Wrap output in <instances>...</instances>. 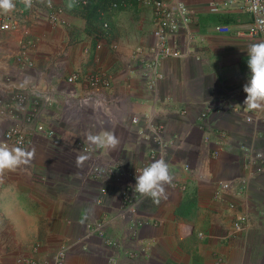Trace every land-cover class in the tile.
Masks as SVG:
<instances>
[{"label": "crops", "instance_id": "obj_1", "mask_svg": "<svg viewBox=\"0 0 264 264\" xmlns=\"http://www.w3.org/2000/svg\"><path fill=\"white\" fill-rule=\"evenodd\" d=\"M51 1L65 8L68 26H58L51 32H47L44 26L36 29L40 25L38 23H42L40 14L44 15L40 5H46L48 0H40L30 9L26 8L25 21L36 30L37 36H41L34 60L39 66L61 71V76L51 80L39 74L41 85L61 88L65 87L66 76L73 71H103L112 79L114 92L127 98L133 114L131 118L155 114L164 119L167 136L177 141L173 148H179L192 132H196L202 166L189 172L187 164L179 163L181 170L175 167L177 161H173L169 169L170 173L177 175L178 181L165 190L167 197H170L168 189L172 190L171 194L175 195L172 202L176 206L184 194L179 192V187H183L185 193L194 192L191 201L197 206L195 218L184 221L190 222L187 225L191 229V245L181 251L191 253V264H264V171L251 175L245 166L243 151L245 144L256 147L258 142L264 141V110L251 112L243 105L247 96L243 88L251 78L247 48L264 41V38L237 34L236 26L231 34H219L213 30L222 18L249 19V16L237 11L217 16L208 10L213 0H186L199 19L198 24L191 27L198 35L196 53L187 58L165 59L162 65L165 77L157 90L151 92L134 73L138 67L130 58L136 47H147L154 40L150 8L139 5L135 0H122L124 5L119 8H111L110 3L114 0H91L89 5L82 7L72 0ZM105 22L109 24L108 29L104 27ZM2 35L5 37L1 38ZM18 38L19 34L13 32L0 34V54L16 52ZM99 43L101 48L97 47ZM113 44L118 48L114 49ZM86 48L88 52H85ZM195 55L199 56L198 59ZM223 100L234 104L235 110L214 116V130L209 132L212 141L207 146L204 131L197 125L199 115L207 104H218ZM124 108L126 110V106ZM54 114L55 118L49 120L52 127L60 111ZM118 115L119 112L115 117ZM248 115L255 120L248 122ZM131 118L128 125L134 129ZM4 121L10 122L8 119ZM37 136L45 137L48 142H57L58 139L41 134ZM41 145L37 143L29 149L38 156L32 168L21 166L14 172H6L0 182V237L6 238L1 245L5 253V259H0L2 264H16L20 254L38 257V238L53 236L58 227H65L63 222L84 219L82 209L73 210L72 200L57 197L54 187L43 176L50 171V153ZM134 148L129 147L128 151L131 153ZM217 149L218 155L215 154ZM149 151L144 149V157L153 160ZM138 168L144 169L145 166L141 164ZM240 176L248 177L249 183L244 191L231 198L237 202L236 208H231L229 201L215 197L216 183ZM161 202L166 203L167 198H162ZM95 204L97 209L101 207L99 216H103L102 206ZM237 212L248 214L249 225L234 235L232 228ZM173 219H169L166 212L161 214L158 229H166L167 222L173 223ZM175 222L182 226L179 221ZM200 232L204 234L203 239L199 237Z\"/></svg>", "mask_w": 264, "mask_h": 264}, {"label": "rangeland", "instance_id": "obj_2", "mask_svg": "<svg viewBox=\"0 0 264 264\" xmlns=\"http://www.w3.org/2000/svg\"><path fill=\"white\" fill-rule=\"evenodd\" d=\"M40 8L44 15L40 14L42 23H38L40 25L36 26V29L44 26L47 32H51L50 30L59 28L50 22L47 5H40ZM28 26L32 36L38 42V47L33 52L35 57L34 53L39 48L41 36H37L36 30ZM4 37L5 35L1 36V38ZM56 71L54 68L49 69V66H39L35 61L33 70L26 74L14 71L12 75L17 80L35 82L39 74L49 79L51 73ZM63 88L65 87L60 89ZM113 97L116 98V102L109 108L96 107L93 104L81 105L75 99H70L60 110V114L56 115L54 121L55 135L51 138L58 137L57 142L56 140L48 142V139H44L45 137L35 135L24 147L29 150L34 148V144L41 143L43 148L50 153L48 156L50 157L48 168L50 171L42 175L54 187L55 195L72 200V209H82L84 217L83 220L63 222L65 227H58L53 236L38 238L36 245L38 254L36 255L42 258L39 255L44 254L43 257L49 258L62 246H66L68 248L66 264H191L189 255L191 253L181 250L185 251L186 246L191 245V229L187 225L190 222L184 223V221H188L190 217L195 218L197 206L194 201H191L194 192L186 191L185 193L184 188L179 187V192L182 194L184 192V194L178 206L172 202L175 195L171 194L172 190L169 189L170 197H167V202L158 204L154 203L151 198L134 192L136 212L131 213L126 208L127 197L130 199L132 194L128 184H136L137 176H132L143 170L142 168L137 169V166L144 164L147 167L160 158L149 160L144 157V149L154 148L155 145L135 143L134 129L128 125L133 115L128 100L125 96H119L115 92H113ZM117 112L119 115L116 118ZM5 119L10 122H5ZM11 124L12 121L8 116L0 114V141L4 131ZM104 130L114 132L119 138L120 143L115 150H98L85 142L88 133L96 134ZM198 139V134L192 132L179 148H170L163 157L170 166L169 168L176 160L175 167L181 170L182 166L179 163H184V166L189 165V172L199 169L202 166V156ZM129 147H135L131 153L128 151ZM256 147L258 151L264 153V141L258 142ZM79 155L88 156L82 167L76 165V158ZM37 157L34 152L33 159L26 167L32 168ZM116 166L122 167L121 172L101 176L93 171L95 167L117 168ZM171 174L174 177L173 185L178 181V177ZM167 187L168 185L165 186V190ZM53 191L50 190L52 195ZM95 202L102 206L103 216H99L102 209L99 206L97 209ZM165 212L169 219L174 218L173 223L168 221L167 228L160 230L158 229V217ZM175 221H179L182 226H177ZM199 237L203 239L204 234L200 232ZM5 239L0 237V259L2 260L5 259V253L1 245ZM44 245L45 249L42 250Z\"/></svg>", "mask_w": 264, "mask_h": 264}, {"label": "built area", "instance_id": "obj_3", "mask_svg": "<svg viewBox=\"0 0 264 264\" xmlns=\"http://www.w3.org/2000/svg\"><path fill=\"white\" fill-rule=\"evenodd\" d=\"M40 0H33V5ZM77 6H87L91 0H72ZM139 5L150 8L153 22V42L147 46H138L131 53V61H134L138 69L135 74L143 82L145 88L151 92L157 90L159 82L164 79L162 70L163 61L168 58H187L196 53V40L198 35L191 29L193 24H198L186 0H135ZM16 7L13 11L5 14L0 12V34L17 33L18 48L16 52H4L0 54V114L8 116L12 124L4 131L0 143L9 146L24 148L35 135L41 134L47 137L55 135V129L49 124L54 119V113L60 111L70 100L75 99L81 105L93 104L98 107L109 108L116 102L113 97L112 79L103 71H73L65 78V88L56 86H43L40 80L28 82L17 80L12 72L20 71L25 74L35 68L33 52L38 47L37 39L32 36L29 24L25 21L26 6L21 0H14ZM111 8H119L124 5L122 0H114L110 3ZM48 17L55 26H68L66 10L51 1V6L46 3ZM210 14L222 16L232 12H240L249 16V19L225 18L220 19L213 30L219 34H231L235 26L237 34L246 33L254 38H264V0H213L208 5ZM105 29L109 28L107 22ZM175 36V37H173ZM180 37V38H179ZM183 38V39H182ZM98 48L102 47L99 43ZM114 49L118 48L113 44ZM88 52V48L85 49ZM198 59L199 56L195 55ZM132 71V62H130ZM61 76L57 70L52 72L49 80ZM81 87L82 89L79 90ZM216 105V106H213ZM233 107V108H232ZM234 108L230 101L223 100L218 104H207L205 110L199 115L198 127L204 131V142L210 145L211 132L214 130V116L220 115ZM186 111V110H183ZM248 122L254 121L252 115H248ZM134 125L135 143H148L155 145L149 147L151 159L163 158L170 148L176 144V140L169 138L166 131V122L155 114L134 115L131 118ZM210 132V133H209ZM223 136V135H222ZM222 138V137H220ZM220 140V139H219ZM221 141V140H220ZM245 154V166L250 174L255 176L264 171V153L254 146L243 145ZM88 150V148H85ZM219 149L215 150L218 155ZM108 168L95 167L94 173L114 174L121 172L122 167ZM189 168V165H187ZM138 173V172H136ZM136 173L132 177H136ZM249 178L240 176L227 180H219L216 183L215 197L229 201L231 208H236L235 196L247 188ZM135 184H128L132 190L131 198L127 197L126 208L135 213L134 194ZM249 225V216L244 212H237L232 230L241 233ZM67 247L62 246L58 252L49 258L36 256H18L16 264H66Z\"/></svg>", "mask_w": 264, "mask_h": 264}, {"label": "clouds", "instance_id": "obj_4", "mask_svg": "<svg viewBox=\"0 0 264 264\" xmlns=\"http://www.w3.org/2000/svg\"><path fill=\"white\" fill-rule=\"evenodd\" d=\"M21 2L28 9L33 6V0H21ZM48 3L51 6V0H48ZM15 7L14 0H0V12L7 14L13 11ZM69 7L72 5L70 4ZM247 50L249 56L247 63L251 69V78L243 88L244 92L247 93L243 105L248 111H261L264 110V41L249 45ZM85 142L98 150H115L120 140L114 132L104 130L96 134L88 133ZM33 157L34 150L0 143V182H2L6 172H14L21 166L28 165ZM87 159V155L77 156V167H82ZM173 179L169 165L161 158L153 161L137 175L134 192L151 198L154 203L158 204L162 198H167L165 186L172 185Z\"/></svg>", "mask_w": 264, "mask_h": 264}]
</instances>
